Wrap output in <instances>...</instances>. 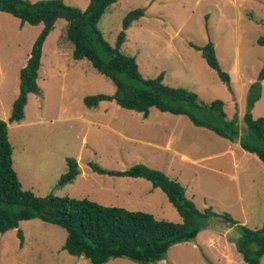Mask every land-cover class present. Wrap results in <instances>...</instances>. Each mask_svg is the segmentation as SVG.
Returning <instances> with one entry per match:
<instances>
[{"label": "rangeland", "instance_id": "1", "mask_svg": "<svg viewBox=\"0 0 264 264\" xmlns=\"http://www.w3.org/2000/svg\"><path fill=\"white\" fill-rule=\"evenodd\" d=\"M63 1L81 9L89 2ZM135 8H142L144 14L127 28L120 49L135 57L142 76L163 73L164 83L188 88L204 103L223 100L226 117L237 116L239 133H243L249 87L264 63V46L258 43L264 37V0H116L97 24L111 45L124 15ZM65 26V19L58 18L43 43L37 77L40 93L28 94L21 121L7 123L12 165L22 188L38 196L85 198L180 222L165 193L145 178L99 174L88 165L122 170L142 163L178 181L199 210L211 207L228 213L238 226L260 228L264 167L258 157L237 141L195 126L185 115L150 107L143 118L113 100L86 107L84 96L111 94L115 86L87 59L72 58L73 45L65 39ZM41 29L42 23H21L0 11V119L9 116L18 94L19 70ZM209 41L229 74L227 84L195 48ZM251 113L264 117V79ZM227 144L233 154L220 153ZM66 157L77 160L80 173L73 182L58 187ZM18 229L23 233L22 244ZM65 236L66 231L56 224L38 218L20 221L17 228L0 232V264H91L63 249ZM238 236L236 226H228L223 218L210 219L194 239L173 244L156 264H245L236 250ZM105 264L140 263L117 257Z\"/></svg>", "mask_w": 264, "mask_h": 264}, {"label": "trees", "instance_id": "2", "mask_svg": "<svg viewBox=\"0 0 264 264\" xmlns=\"http://www.w3.org/2000/svg\"><path fill=\"white\" fill-rule=\"evenodd\" d=\"M114 2L116 0H89L86 8L81 9L63 0H0V11L18 18L21 23H42L26 63L19 70L18 94L11 103L9 116L7 120L0 119V232L17 228L20 221L38 218L63 228L66 231L63 249L71 255L84 257L91 264H105L117 257L140 264H156L164 259L173 244L194 239L210 219L229 218L234 223L236 221L228 213L216 212L211 207L199 210L178 181L142 163L122 170L107 169L93 162H88V165L99 174L145 178L153 188H160L165 193L180 215V222L157 219L146 211L102 205L85 198L54 194L38 196L30 190H24L12 165V145L7 123L21 121L28 94L40 93L37 77L46 37L58 18L65 19V39L73 45L72 58L87 59L114 84L115 90L111 94L84 96L86 107L94 108L101 101L113 100L122 108L140 112L143 117L148 116L150 107L185 115L195 126L208 128L230 141H238L243 150L258 157L263 167L264 117H254L251 108L260 97L264 63L257 80L249 87L251 95L248 110L242 117L245 130L239 133L237 116L230 119L226 117L223 100L215 98L204 103L196 92L164 83L163 73L156 77H143L135 57L120 49L126 41L127 28L144 14L142 8L132 9L124 15L114 45L103 37L97 24ZM258 43L264 46V37H259ZM195 48L220 80L227 84L230 77L217 60L214 44L209 41ZM65 162L66 170L56 182L58 187L73 182L80 173L75 158L66 157ZM236 228L239 232L236 250L243 261L245 264H260L264 254V222L258 229L238 224ZM17 235L22 244L23 233L20 229Z\"/></svg>", "mask_w": 264, "mask_h": 264}, {"label": "crops", "instance_id": "3", "mask_svg": "<svg viewBox=\"0 0 264 264\" xmlns=\"http://www.w3.org/2000/svg\"><path fill=\"white\" fill-rule=\"evenodd\" d=\"M143 117V116H142ZM148 117V116H147ZM147 117H143V118H147ZM171 142V141H170ZM237 144L239 145V142L237 141ZM227 151H229L230 153L233 154L234 149L232 148V146L230 144H227L226 148L224 151L220 152V153H226Z\"/></svg>", "mask_w": 264, "mask_h": 264}, {"label": "water", "instance_id": "4", "mask_svg": "<svg viewBox=\"0 0 264 264\" xmlns=\"http://www.w3.org/2000/svg\"><path fill=\"white\" fill-rule=\"evenodd\" d=\"M223 221H225L226 223H228V226H230V227H235L236 226V223H234L229 218H223Z\"/></svg>", "mask_w": 264, "mask_h": 264}]
</instances>
